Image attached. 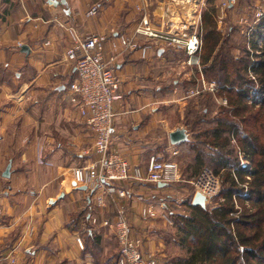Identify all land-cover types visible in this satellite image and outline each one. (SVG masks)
I'll use <instances>...</instances> for the list:
<instances>
[{"label":"crops","instance_id":"obj_1","mask_svg":"<svg viewBox=\"0 0 264 264\" xmlns=\"http://www.w3.org/2000/svg\"><path fill=\"white\" fill-rule=\"evenodd\" d=\"M225 2L226 11L242 23L234 28L244 50L249 49L244 34L250 24L263 22H257V13L264 11V0L0 1V257L14 251L17 264H116L119 245L102 221L114 219L120 209L145 255L157 254L162 261L167 257L162 229L152 226L173 225V215L187 214L196 195L190 194L191 181L202 168L196 165L191 145L198 107L197 97L188 93L198 87L205 65L202 55L201 68L190 65L182 45L141 38L130 50L122 46L120 35H134L142 5L150 6L152 29L176 35L174 22L190 17L193 23L198 10L202 16L208 12L223 20ZM94 3L101 10L88 16ZM69 27L83 38H109L103 57L121 79L111 147L128 160L131 170L139 167L143 175L151 156L177 163V181L131 180L101 183L94 189L75 182L72 169L98 156L90 127L69 99L75 75L74 60L66 59L73 45ZM209 94L215 97V92ZM204 112L213 121L207 125H214L216 118L208 109ZM176 130H186L187 138L172 144L170 135ZM8 165L11 175L5 178ZM121 191L127 196L121 197ZM100 198L104 206L98 205ZM165 201H172L176 211L164 209Z\"/></svg>","mask_w":264,"mask_h":264},{"label":"trees","instance_id":"obj_2","mask_svg":"<svg viewBox=\"0 0 264 264\" xmlns=\"http://www.w3.org/2000/svg\"><path fill=\"white\" fill-rule=\"evenodd\" d=\"M213 18L208 12L203 16V75L218 85L219 95L228 96V107L216 117L214 126H200L213 122L205 115L196 119L194 127L191 125L196 131L191 150L196 165L218 175L222 172L223 186L213 209L191 204L187 214L173 215L176 240L187 251L182 264H264V118L254 114L248 104L249 99L256 104L255 95L264 99V46L252 57L244 50L245 57L236 61L228 37L222 40ZM263 26L264 19L255 30L254 48ZM251 58L256 59L253 80L248 78ZM257 118L261 123L258 134L253 127H244ZM233 140L252 169L240 166ZM238 202L242 211L236 208Z\"/></svg>","mask_w":264,"mask_h":264},{"label":"built area","instance_id":"obj_3","mask_svg":"<svg viewBox=\"0 0 264 264\" xmlns=\"http://www.w3.org/2000/svg\"><path fill=\"white\" fill-rule=\"evenodd\" d=\"M98 12L99 9L96 6L91 9L89 14L92 15ZM257 18V22H261L264 19V11L258 12ZM259 24L254 23L247 31L250 51H252V39ZM261 31L262 34L257 40L258 48L264 45V28ZM69 34L73 40V45L66 52V58L73 59L75 65V75L68 90L69 99L90 127L94 135V152L98 156V159L85 165H77L72 169L75 182L79 185L87 186L89 189H94L101 183L131 180L155 184L177 181L179 179L177 163L157 156H151L147 165L146 175H143L139 167L131 170L128 160L111 147L113 124L116 116L114 105L121 98V79L114 72L110 62L103 57V44L106 41V37L102 34H90L82 38L76 34L73 28H69ZM141 38L169 39L161 32L154 31L151 28L150 21L145 20L136 29L132 37L122 36L120 42L124 48L133 50L139 46ZM169 40L173 44L184 47L186 54L189 56L188 63L190 65L197 64L201 68L200 55L203 48V35L201 33H193L189 37L186 34L183 37L172 36ZM253 64L249 67V73H253ZM217 88L216 83L209 82L206 85L204 84L203 90L217 92ZM199 89L197 87L191 90L188 96L198 94L200 92ZM254 100L257 104L261 102L258 95H255ZM240 166L247 169L249 164L247 160L244 161L241 157ZM191 184L195 188V194L201 193L205 197L206 205H211L214 198L221 192L222 178L212 169L205 167L191 181ZM119 195L126 197L127 193L121 191ZM97 203L99 206L105 205L102 198ZM210 207L214 208V206ZM148 212L150 216H154L153 212ZM94 222L96 223L97 221L94 220ZM102 224L104 227L112 229L118 242L119 254L116 264H162L157 257L145 255L141 248L140 240L135 238L123 210L120 209L112 220L104 219ZM77 241L81 246V240L77 239ZM16 256L13 251V254L9 257H0V264H17Z\"/></svg>","mask_w":264,"mask_h":264},{"label":"rangeland","instance_id":"obj_4","mask_svg":"<svg viewBox=\"0 0 264 264\" xmlns=\"http://www.w3.org/2000/svg\"><path fill=\"white\" fill-rule=\"evenodd\" d=\"M173 1L176 2V0H173ZM56 2H59V1H56ZM96 6L98 7L99 12H100L101 5L99 3H94V4H92V6L90 7V9H89V11L87 13L88 16H97L98 15L99 12L96 13V14H92V15L89 14V12L91 11V9L94 8V7H96ZM221 7L223 9V12L221 11L220 14H223L224 13L225 16H224L223 20L217 19V15L214 16L213 19H214L215 27H216V30L221 34V38H222V36H223V38L224 37L225 38L228 37V39H229L228 46L231 47L230 54H232V56L234 57V59L236 61H239L241 58H244L245 57V53L243 51H244L246 45H245V43L243 44V42H242L243 40H242L241 36L239 35L238 31L235 28L236 27L238 28V26L242 25V23H236L237 16L235 14H232V13L230 14V12L226 11L227 8H228V3L227 2L221 3ZM138 11H139V15H138V18H137L136 23L137 24L139 23V24L135 28V31H136V29L138 27H140L142 25V23H144L145 20H147L148 22L150 21V23H152V21L154 19L153 18V15L151 14L150 6L148 4L147 5H142L141 7H139L138 8ZM166 11L169 12V14H174V13L168 11V10H166ZM175 17L177 19H179V17H178L177 14L175 15ZM202 17H203L202 16V12L200 10H198V11H196V16L194 17L195 22H193V23H190L189 22V18L190 17H187V18L185 17L183 19L180 18L178 21H175V22L173 21L174 23L177 24V27H176V29H177L176 35L170 34L169 32H165L166 30L165 31L164 30L163 31H157V32H161L165 37H167L169 39L172 36L173 37L174 36H176V37H183L184 34H186L188 37L191 36L193 33H198V34L201 33L203 35V26L205 27V23H204V25L202 24L203 23L202 22L203 21V18ZM218 20H219V22L221 21V23H218ZM222 21H223V23H222ZM211 23H213V21H211ZM230 26H232V30L229 29ZM251 26H253V24H250L249 27L247 28V30L245 31V34H244L245 37H248L247 36V31H248V29ZM69 28H71V27H69ZM69 28H68V31H69ZM223 28H224V30H223ZM226 28H227V31L225 30ZM73 30H75L76 34L78 36H80L77 33V30L76 29L73 28ZM168 30H170V29H168ZM154 31H156V30H154ZM134 34H135V32H134ZM102 35H104L106 37V41L103 44V51H104L105 45L108 42V39L109 38H108V36L106 34H102ZM112 35H113V33H112ZM122 36H124V35H120V38ZM148 39H153L155 41L158 40L156 38H148ZM169 39H167V40L166 39H162L161 41H167V43L169 45H176L177 46V44L171 43ZM246 40L248 41V39H246ZM18 45L20 46L21 44L18 43ZM263 46H261V47H263ZM251 47H252V51H250L248 48H246V50H248L250 52L251 57L253 55L252 52H258V53H260L261 47L260 48L257 47L256 49L253 46H251ZM203 54H206V50L204 48H202V50H201V55H203ZM67 60H69V59H67ZM254 61H256V59L255 58L254 59L251 58V63L252 64L254 63ZM248 78L253 80V78H255V75L252 74V73H248ZM209 81H211V80H209L208 78H206L205 76L202 75V77L200 78V82L198 84V87L200 88L199 89L200 92L198 94L194 95L195 97H197V98H195V100H196L195 102H197L196 105H195V107L196 108L198 107V110H197L198 111V116H197V118L198 117H201L203 115H206V114H204L205 113L204 112L205 109H208L209 110V112H210V113H208L209 116H213L215 118L216 117H219V116L221 117V115L224 114V113H222L223 112V108L224 107H228V96L227 95H225V94L219 95V94H216L217 92H215V97L214 98L216 99V101L219 102V103L218 102L216 103V101L213 98V95L209 94L210 93L209 91H206V90L204 91L203 90L204 84L205 85L208 84ZM255 85L256 86H260L259 83H256ZM249 86H252V84H250ZM217 87H218V85H217ZM260 101L261 102H259L258 104L256 103L255 105H253V100H250L249 99L248 104L251 105V106H253V108L250 107V106L249 107H250V110L254 114L259 113L260 114V117L262 115V117L264 118V105H263L264 104V99L262 101V98L260 97ZM224 103H226V104H224ZM250 113L251 112H249L247 114H249V116H250ZM251 122H253L251 125L250 124H245L244 127H250L251 126V127L254 128V130H256V134H258L257 133V132H259L258 129H260V127H261L260 119L257 118V120H251ZM214 125H216V124H214ZM209 126H211V125H207L206 124V126H205V124H204L202 127H209ZM232 145L235 147L234 149L236 150L237 154L238 155L241 154L240 156L242 157V159L244 161H246L244 155L240 152V149H238V146L239 145H237L236 140H233L232 141ZM188 158L189 157L185 158L184 161H181V162H183V164H181L182 167L187 165V163L189 161ZM247 163L249 164L247 170H250L252 168L251 165H250L251 163L248 160H247ZM10 175H11V168H10ZM219 175L222 178V186H223V178L224 177H222L221 173ZM5 178H8V177H5ZM190 191H192V193L190 192V194H193V191H194V194H195V188L194 187ZM219 195H220V193L218 194V196ZM176 197H178V194H177ZM178 198L179 199H182L180 197H178ZM217 202H218V200H214V202L212 201V204L211 205H206V207H209V206H214L215 207V205L217 204ZM172 205L174 206V203L172 201H169L168 203L165 201L164 209H168V208L172 209L171 208ZM175 208L177 209V207H175ZM175 208L172 209V210H175L176 211ZM236 208L239 209V211H242V205H240L239 202L237 203ZM209 209H213V208L210 207ZM172 222H173V225H167V226H165L166 228H163L164 225L161 226V227L160 226H157V225L152 226L153 228H157V231H159V230L162 229V237H163V239H164V241L166 243V248H165L166 250H165V253L164 254H166L167 257H163L164 258L163 261L160 260L159 257H157V254H154L155 257H157V259H159V261L162 264H182V262L185 260V257L187 255V251H185L182 248H180L179 247V243H177V240H176L177 239V237H176L177 231H176V227H175L174 218H173ZM72 223L75 224V222H72ZM152 232L150 234H153ZM114 243H115V241H114Z\"/></svg>","mask_w":264,"mask_h":264},{"label":"water","instance_id":"obj_5","mask_svg":"<svg viewBox=\"0 0 264 264\" xmlns=\"http://www.w3.org/2000/svg\"><path fill=\"white\" fill-rule=\"evenodd\" d=\"M23 50H28V47H23ZM187 138V135L185 133L184 130H176L174 131L173 133H171L170 135V141L172 144H177V143H180L184 140H186ZM10 168H11V165H8L7 166V169L4 173V176L5 177H9L10 176ZM87 188V187H85ZM205 197L201 194V193H197L194 197V201H193V204L194 205H199V206H202V207H206V202H205Z\"/></svg>","mask_w":264,"mask_h":264},{"label":"bare ground","instance_id":"obj_6","mask_svg":"<svg viewBox=\"0 0 264 264\" xmlns=\"http://www.w3.org/2000/svg\"><path fill=\"white\" fill-rule=\"evenodd\" d=\"M169 172H171V171H169Z\"/></svg>","mask_w":264,"mask_h":264}]
</instances>
